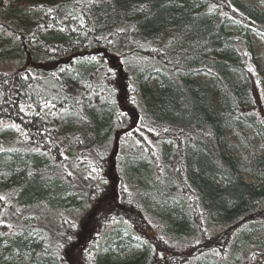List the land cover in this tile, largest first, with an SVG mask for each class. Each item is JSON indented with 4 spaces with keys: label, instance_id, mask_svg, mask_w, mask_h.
Wrapping results in <instances>:
<instances>
[{
    "label": "trees",
    "instance_id": "1",
    "mask_svg": "<svg viewBox=\"0 0 264 264\" xmlns=\"http://www.w3.org/2000/svg\"><path fill=\"white\" fill-rule=\"evenodd\" d=\"M251 34L264 39V12L241 0H0V68L16 65L0 71V216L29 214L0 218V264H67L86 234L64 213L107 201L83 249L94 264H264V169L245 181L223 130L240 118L264 141ZM200 70L224 88L220 113ZM33 231L56 236L58 254Z\"/></svg>",
    "mask_w": 264,
    "mask_h": 264
},
{
    "label": "rangeland",
    "instance_id": "2",
    "mask_svg": "<svg viewBox=\"0 0 264 264\" xmlns=\"http://www.w3.org/2000/svg\"><path fill=\"white\" fill-rule=\"evenodd\" d=\"M241 2L251 7L252 9H256L260 12H264V0H241ZM232 25H233L232 23H229L227 26L228 28L232 29L233 27ZM258 35L251 34L249 37L250 54L257 67V70L261 73V75L264 76V39L261 38L263 36L261 35L258 36ZM106 65L109 68H111L110 63L106 62ZM15 69H16V65L9 63V64H4V66L0 68V71L4 70V71L12 72ZM193 78L195 81H197L199 88L201 89V92L204 94L205 100L207 102V106L209 108L214 109L215 111H218L219 113L222 112L223 111L222 109L225 108V105H223V101L225 100L224 97L225 91L221 83L217 80V78L214 77L209 72H205L204 70L195 72ZM237 78H240V76H237ZM253 82H255V80H253ZM148 83L150 86L155 88L157 81L155 78H151L149 79ZM254 90L255 92L257 91L255 95L257 106L259 107V109H262L263 97H262V93L259 91L260 87L258 83H255ZM262 115L264 117V114ZM223 130H224L225 148L227 149L231 161L235 164L236 170L245 181L256 184L257 175H259V171H258L259 168L264 169V141L260 137L259 132L252 124L245 123L242 119L234 118V117L229 124L224 126ZM169 145L170 143L168 142L167 146ZM112 149L113 148H111L110 152L112 151ZM120 150L121 147L119 151ZM114 164H115L114 167L111 168L110 171H108L110 177H112L113 179H114V175H116V169H117L116 168L117 164L116 163ZM258 166L260 167L258 168ZM105 175H107V171ZM106 177L109 185L110 178L108 177V175ZM146 206L148 209H151L152 211L151 213L154 215L160 213L161 210L159 209L165 208L164 205L159 208L157 199L156 200L149 199L148 201H146ZM168 207H171V205H169ZM25 210L27 209L16 212L14 208L8 207L5 209L3 215H1L0 218H2V221L4 222L3 224L6 225L7 228H10L13 225H19L21 223L22 216L29 215L28 213H25ZM92 210L93 209L91 206V209L88 212H86L84 215L79 214L78 212L75 213L68 212V214L64 213L62 219H65L70 225L73 224V226L78 227V231L76 230V232L86 234L85 242L82 241L79 245H77L76 243H71L73 246L69 244L71 246V248L70 246L69 248L72 249L73 253L71 254V257L68 260H65L67 261V264H94L93 259L91 257L92 255L85 253L86 250L83 249L87 248L88 245H90V240L92 239L93 235H96L98 233L100 227L102 226V222L106 218V215L111 213L110 203H108L107 201L106 203L100 205L98 209L94 211L93 217L91 214L93 212ZM36 211H39V209H37ZM36 211H34L35 213L33 215L37 218V220L40 221L41 223L45 222V215L42 216L38 214ZM89 214L90 217L89 220H87V216ZM59 217L61 219V215ZM79 221L80 222L89 221L85 231L80 230ZM50 226H52L55 231L58 232L61 231L60 228L53 223ZM221 228L222 227H220V229ZM30 235L33 236L32 238H34L37 242H41L43 239H45L44 240L45 245L50 249H52L53 251L52 254L53 255L58 254V251L56 250L57 246L55 245L56 243L55 241H57L56 236L46 235L45 231L43 232L33 231V233ZM135 246L136 247L134 248V251H136L141 247L140 245L137 244ZM2 249H3V245H0V256H2L3 254ZM107 251L108 250L104 249L101 252H99V255L101 256L102 254L107 253ZM131 252H133V249H131ZM86 254H88L87 256H89L88 259L86 258ZM28 258L29 257L26 258V264H32L29 262L30 260L28 261ZM158 261L156 262L155 260H153L150 264H164V262L162 263L161 261L160 262Z\"/></svg>",
    "mask_w": 264,
    "mask_h": 264
},
{
    "label": "snow or ice",
    "instance_id": "3",
    "mask_svg": "<svg viewBox=\"0 0 264 264\" xmlns=\"http://www.w3.org/2000/svg\"><path fill=\"white\" fill-rule=\"evenodd\" d=\"M51 11H52V10L49 9V12H51ZM93 59H95V57H93ZM63 71H64V69H61V72H63ZM24 78H25V79H28V76H25ZM46 103H47V102H46ZM29 107H30V106H29ZM25 110H26L25 107H20V109H19L20 112H24ZM10 127L13 128V129L19 130V126L16 125L15 123L11 124ZM0 199H3V197H0Z\"/></svg>",
    "mask_w": 264,
    "mask_h": 264
},
{
    "label": "water",
    "instance_id": "4",
    "mask_svg": "<svg viewBox=\"0 0 264 264\" xmlns=\"http://www.w3.org/2000/svg\"><path fill=\"white\" fill-rule=\"evenodd\" d=\"M108 59H109V60H111V61H113V60H114V59H113L112 57H110V56L108 57Z\"/></svg>",
    "mask_w": 264,
    "mask_h": 264
}]
</instances>
